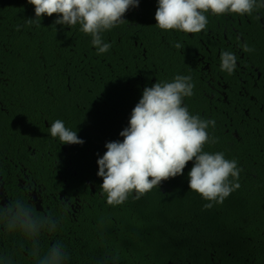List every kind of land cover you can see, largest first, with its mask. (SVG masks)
<instances>
[{
	"label": "trees",
	"instance_id": "trees-1",
	"mask_svg": "<svg viewBox=\"0 0 264 264\" xmlns=\"http://www.w3.org/2000/svg\"><path fill=\"white\" fill-rule=\"evenodd\" d=\"M156 8L157 0H141L127 22L103 33L112 47L98 55L79 25H55L53 14L28 26L35 13L27 0H0V197H25L31 187L40 211L62 213L63 230L45 241L63 240L70 264H97L105 248L117 264H264V38L254 34L251 16L208 15L207 29L226 24L220 53L234 52L244 66L228 75L213 33L162 31ZM245 42L255 51L243 52ZM176 75L192 77L194 95L184 104L216 121L208 131L218 142L205 150L238 162L240 188L204 210L206 201L188 188L189 162L183 175L141 199L108 206L97 159L107 142L123 140L143 89ZM56 119L84 143L51 137ZM0 249L16 264H33L11 238H0Z\"/></svg>",
	"mask_w": 264,
	"mask_h": 264
},
{
	"label": "clouds",
	"instance_id": "clouds-1",
	"mask_svg": "<svg viewBox=\"0 0 264 264\" xmlns=\"http://www.w3.org/2000/svg\"><path fill=\"white\" fill-rule=\"evenodd\" d=\"M141 0H27L34 8L35 18L26 19L28 26H41L43 16L56 14L55 25L79 30L91 38L97 54L107 53L112 45L104 41L103 33L127 22L125 14L137 8ZM264 10V0H157L155 26L162 31L175 30L199 34L207 29L208 15L253 16ZM259 19V15H256ZM17 25V30L20 29ZM174 47L182 50L179 41ZM242 51L255 49L246 42ZM237 67L234 52L220 53V69L232 75ZM190 75H176L169 81L155 82L145 87L131 111L128 126L119 135L122 141L105 144L106 151L96 161V175L106 204L117 207L129 197L139 200L163 182L183 175L189 162L188 188L202 200L204 210L221 205L240 188L242 169L235 159L223 152H209L205 145L216 144L217 138L208 129L216 127L213 119L193 114L184 104L194 95ZM51 137L60 144L82 145L84 141L56 119L49 128ZM26 196L15 199L0 197V238H11L12 246L25 253L33 264H70L71 254L61 239H50L63 230V215L39 210L38 197L31 187ZM63 203V202H62ZM103 238V236L101 237ZM119 256L105 248L97 264H117ZM0 264H16L12 252L0 249Z\"/></svg>",
	"mask_w": 264,
	"mask_h": 264
},
{
	"label": "flooded vegetation",
	"instance_id": "flooded-vegetation-1",
	"mask_svg": "<svg viewBox=\"0 0 264 264\" xmlns=\"http://www.w3.org/2000/svg\"><path fill=\"white\" fill-rule=\"evenodd\" d=\"M256 15H259V19L256 18ZM251 21L253 23V28H254V34L264 38V10H261V12L259 14H254L253 16H251ZM218 26H213L212 29H207V33H213L212 39L213 40V44L211 45L212 48L215 50L217 49V54L220 55V50L218 48L217 45H221V39L222 40H226V33H227V28H226V24H222L221 22L217 23ZM239 25V23H238ZM235 32H238V29H235ZM181 34H184L183 32H180ZM191 35V34H190ZM240 38V42H243V38L241 36H239ZM193 49V48H192ZM207 52L212 54L213 52L207 47L206 48ZM242 62V61H241ZM247 64V63H245ZM237 66H239L240 68H243L244 66H241L239 62H237ZM249 67L253 70V71H257L256 68H254L252 65L249 64ZM258 75H260L258 73ZM40 209V208H39Z\"/></svg>",
	"mask_w": 264,
	"mask_h": 264
}]
</instances>
